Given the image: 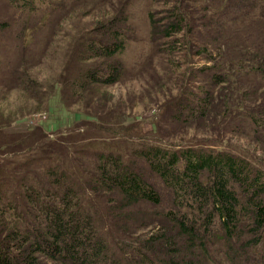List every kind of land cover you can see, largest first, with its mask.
I'll use <instances>...</instances> for the list:
<instances>
[{
    "label": "trees",
    "instance_id": "1",
    "mask_svg": "<svg viewBox=\"0 0 264 264\" xmlns=\"http://www.w3.org/2000/svg\"><path fill=\"white\" fill-rule=\"evenodd\" d=\"M3 1L34 12L56 0ZM184 1L161 20L149 14L151 38L166 41L172 53L182 50L187 60L176 67L177 91L163 107L168 118L188 125L221 117L233 135L263 136L264 107L235 105L248 95L243 86H264L263 28H252L264 22L263 1ZM190 1L200 6L195 18L188 13ZM239 6L248 8L242 18ZM127 14L99 22L81 37L51 95L28 72L19 74L16 88L36 112H44L56 85L63 87L65 108L92 102L95 108L82 114L83 129L55 140L33 133L27 141L37 147L28 144L26 154L0 157V264H223L214 247L219 243L227 248V262L241 264L252 259V250H264L260 164L223 149L221 141L182 138L178 145L139 124H91L104 122L106 108L111 112L113 97L106 105L104 88L126 74L120 59L133 40ZM196 34L199 45L189 39ZM193 56L205 63L199 66ZM7 63H0V73L9 71ZM91 132L118 139L110 147L81 145L82 135Z\"/></svg>",
    "mask_w": 264,
    "mask_h": 264
},
{
    "label": "rangeland",
    "instance_id": "2",
    "mask_svg": "<svg viewBox=\"0 0 264 264\" xmlns=\"http://www.w3.org/2000/svg\"><path fill=\"white\" fill-rule=\"evenodd\" d=\"M177 1L179 0H56L29 12L13 9L6 1L0 0V26L5 23L9 25L8 28L0 27V63L7 61V68L10 66L8 72L0 73V157L26 154L28 144L37 147L36 141H27L37 132L38 136H34L35 138L39 139L42 133L55 140L62 133L83 129L82 122L86 123L87 118L82 114L92 111L95 108L94 102L88 106L65 108L62 102L63 87L56 85L44 112H36L34 102L22 93L20 86L16 88L19 85L17 78L21 72H28L33 80L42 83L45 90L48 92L50 89L52 93L51 86L56 81V76L63 71L71 58L73 46L81 37L99 22L115 18L126 10L129 33L133 39L126 54L120 59L126 68V74L121 83L104 88L107 94L106 105L113 97L109 106L111 112L106 108L102 114L104 119L99 116L104 124L98 120H91V124L107 128L111 127L106 124L107 121L115 127L124 128L139 124L147 134L161 136L163 133L164 140L178 145L182 143V138H185L184 141L194 142L221 141L224 143L223 149L229 150L227 146L231 147L237 154L253 159L264 170V135H233L228 132L221 117L208 122L202 120L195 123L192 120L188 125H176L168 118L170 113L164 111L163 107L168 104V94L177 91L176 67L187 60L182 50L172 53L164 44L166 41L151 38L149 14L154 13L156 19L161 20ZM262 1L261 9L264 11V0ZM188 5V13H193V17L197 15L195 11L200 7L199 4L190 1ZM247 10L248 8L239 6L235 11L242 18V12ZM194 23L198 24V21ZM259 27L263 28L264 33V22L252 28L257 31ZM198 36L200 35L196 34L195 38ZM195 38L192 39L189 35V39L199 45L198 38ZM191 60L199 66L205 63L202 57L193 56ZM13 70L15 72L11 74ZM196 85L199 83L196 82ZM243 88L248 95L243 98V102L236 101L235 105H249L254 109L264 107V86L245 85ZM224 99L222 95L220 100ZM91 133L89 136L82 135L81 145L92 142L97 147H110L113 139H118L112 134ZM22 157L23 154L18 156V160ZM214 247L216 254L223 257V264H230L224 257L225 253L228 254L227 248L221 243ZM251 257L250 261L241 264H264V250L261 248L252 250ZM43 262L58 264L46 259Z\"/></svg>",
    "mask_w": 264,
    "mask_h": 264
}]
</instances>
